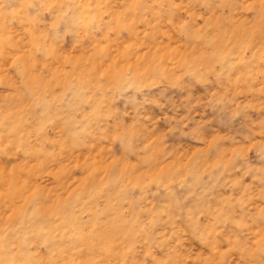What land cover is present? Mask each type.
Here are the masks:
<instances>
[{
	"label": "clouds",
	"instance_id": "1",
	"mask_svg": "<svg viewBox=\"0 0 264 264\" xmlns=\"http://www.w3.org/2000/svg\"><path fill=\"white\" fill-rule=\"evenodd\" d=\"M0 264H264V0H0Z\"/></svg>",
	"mask_w": 264,
	"mask_h": 264
}]
</instances>
